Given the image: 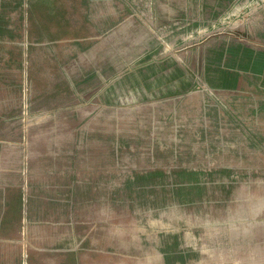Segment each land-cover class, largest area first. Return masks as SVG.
<instances>
[{"label":"rangeland","instance_id":"1","mask_svg":"<svg viewBox=\"0 0 264 264\" xmlns=\"http://www.w3.org/2000/svg\"><path fill=\"white\" fill-rule=\"evenodd\" d=\"M263 10L0 0V264H264V92L203 77L212 34ZM196 50L195 87L113 90L152 62L188 83Z\"/></svg>","mask_w":264,"mask_h":264},{"label":"crops","instance_id":"2","mask_svg":"<svg viewBox=\"0 0 264 264\" xmlns=\"http://www.w3.org/2000/svg\"><path fill=\"white\" fill-rule=\"evenodd\" d=\"M205 11L216 13L217 9L210 10L208 7ZM196 13V17L201 18L202 8ZM261 15L264 18V10ZM245 35L241 40L227 30L212 34L214 45L209 49L203 72L204 82L211 91H220L224 95L238 94L244 89L264 92V19L257 23L256 30ZM193 55L196 71L194 69L188 76V83L179 68L170 70L168 63L159 66L152 62L129 72L113 85V90L119 97L120 93L130 91L153 99L188 89L191 83L195 87L202 77L201 55L197 54V50Z\"/></svg>","mask_w":264,"mask_h":264},{"label":"built area","instance_id":"3","mask_svg":"<svg viewBox=\"0 0 264 264\" xmlns=\"http://www.w3.org/2000/svg\"><path fill=\"white\" fill-rule=\"evenodd\" d=\"M238 32V31H237ZM236 36L239 38V39H243V38H245L246 37V35L245 34H243V33H241V32H238L237 34H236Z\"/></svg>","mask_w":264,"mask_h":264}]
</instances>
